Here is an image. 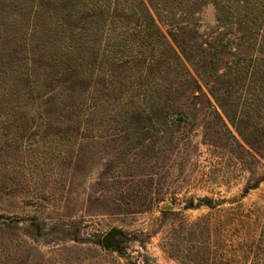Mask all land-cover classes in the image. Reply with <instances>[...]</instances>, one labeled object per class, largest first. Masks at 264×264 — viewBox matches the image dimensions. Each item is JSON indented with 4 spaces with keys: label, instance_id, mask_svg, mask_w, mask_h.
Wrapping results in <instances>:
<instances>
[{
    "label": "rangeland",
    "instance_id": "obj_1",
    "mask_svg": "<svg viewBox=\"0 0 264 264\" xmlns=\"http://www.w3.org/2000/svg\"><path fill=\"white\" fill-rule=\"evenodd\" d=\"M156 14L177 51L167 30L181 15ZM192 20L194 35L178 38L190 59L178 78L147 66L125 76L169 90L161 97L180 112L160 135L147 122L143 131H115L112 95L88 127L0 112V264H254L252 243L263 237L264 86L238 65L255 52L235 45L211 70L215 11L203 6ZM147 89L135 86L137 106ZM205 198L213 208L197 206ZM113 228L118 248L105 250Z\"/></svg>",
    "mask_w": 264,
    "mask_h": 264
},
{
    "label": "trees",
    "instance_id": "obj_2",
    "mask_svg": "<svg viewBox=\"0 0 264 264\" xmlns=\"http://www.w3.org/2000/svg\"><path fill=\"white\" fill-rule=\"evenodd\" d=\"M206 5L213 7L219 31L208 44L209 68L216 71L224 50L235 45L255 52L238 65L264 86V0H0V112L54 115L67 126L81 128L83 120L88 127L90 115L100 120L112 95L115 131H143L147 122L155 125L154 136L160 135L179 107L164 103L161 96L169 90L137 84L126 73L147 66L151 73L158 69L178 78L182 59L190 60L179 35H194L192 19ZM165 8L181 15L167 30L177 51L165 43L156 20V11ZM226 77L218 76L219 83L231 86ZM133 85L148 88L145 105L137 106L133 96L141 91ZM212 203L205 198L197 206L213 208ZM258 221L263 237L253 240V258L254 264H264V216Z\"/></svg>",
    "mask_w": 264,
    "mask_h": 264
},
{
    "label": "water",
    "instance_id": "obj_3",
    "mask_svg": "<svg viewBox=\"0 0 264 264\" xmlns=\"http://www.w3.org/2000/svg\"><path fill=\"white\" fill-rule=\"evenodd\" d=\"M120 235V231L113 228L102 239L101 243L105 250L118 248L116 237Z\"/></svg>",
    "mask_w": 264,
    "mask_h": 264
}]
</instances>
